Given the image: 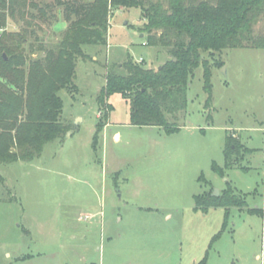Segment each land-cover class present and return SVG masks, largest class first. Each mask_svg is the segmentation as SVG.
I'll return each instance as SVG.
<instances>
[{
	"label": "rangeland",
	"instance_id": "rangeland-1",
	"mask_svg": "<svg viewBox=\"0 0 264 264\" xmlns=\"http://www.w3.org/2000/svg\"><path fill=\"white\" fill-rule=\"evenodd\" d=\"M140 15L111 10L106 45L84 47L76 89L59 92L65 134L30 161L0 165V264H264V218L251 212L264 207V48L204 56L210 102L200 65L176 132L131 125L129 102L117 93L103 120L97 94L108 70L127 56L153 69L168 58L144 44ZM38 22L46 46L67 26L62 17L53 26ZM19 26L8 19L5 29ZM227 134L248 149L229 169ZM227 185L246 206L229 207L225 223L221 207L194 209L195 195Z\"/></svg>",
	"mask_w": 264,
	"mask_h": 264
},
{
	"label": "trees",
	"instance_id": "trees-1",
	"mask_svg": "<svg viewBox=\"0 0 264 264\" xmlns=\"http://www.w3.org/2000/svg\"><path fill=\"white\" fill-rule=\"evenodd\" d=\"M115 8H139L138 31L145 35V45L168 58L153 69L127 56L116 69L108 70L97 94L103 120L112 110L109 97L117 93L129 102L131 125L176 132L178 115L187 106L189 79L200 65L208 94L205 103L210 102V71L204 56L226 48H264V26L257 27L264 21V0H0V165L38 157L46 143L68 130L60 121L59 92L76 89L77 60L87 58L84 47L106 45L108 14ZM57 14L67 26L53 45L46 46L38 21L53 26ZM8 19L20 26L7 31ZM243 150L248 151L227 134L224 168H231V158ZM212 169L223 174L215 162ZM211 192L195 195L194 209L206 212L221 207L223 223L229 207L246 206L244 197L229 185L217 196ZM251 212L264 218V207Z\"/></svg>",
	"mask_w": 264,
	"mask_h": 264
},
{
	"label": "crops",
	"instance_id": "crops-1",
	"mask_svg": "<svg viewBox=\"0 0 264 264\" xmlns=\"http://www.w3.org/2000/svg\"><path fill=\"white\" fill-rule=\"evenodd\" d=\"M140 36H144L142 33H140ZM145 41V40H144ZM110 125V124H109ZM108 125V127H109ZM114 137L118 136L119 137V133L118 132H114L113 134ZM92 215H97V213H92Z\"/></svg>",
	"mask_w": 264,
	"mask_h": 264
},
{
	"label": "water",
	"instance_id": "water-1",
	"mask_svg": "<svg viewBox=\"0 0 264 264\" xmlns=\"http://www.w3.org/2000/svg\"><path fill=\"white\" fill-rule=\"evenodd\" d=\"M5 57V55H3ZM219 194V191L217 189H213L211 192V195L217 196Z\"/></svg>",
	"mask_w": 264,
	"mask_h": 264
},
{
	"label": "built area",
	"instance_id": "built-area-1",
	"mask_svg": "<svg viewBox=\"0 0 264 264\" xmlns=\"http://www.w3.org/2000/svg\"><path fill=\"white\" fill-rule=\"evenodd\" d=\"M144 44H145V42H144ZM139 60H141V58H139ZM99 114V113H98Z\"/></svg>",
	"mask_w": 264,
	"mask_h": 264
}]
</instances>
